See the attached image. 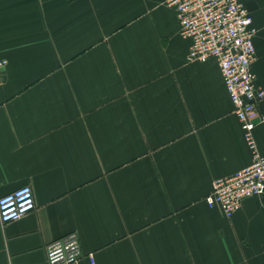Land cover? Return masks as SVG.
Wrapping results in <instances>:
<instances>
[{
  "label": "crops",
  "instance_id": "1",
  "mask_svg": "<svg viewBox=\"0 0 264 264\" xmlns=\"http://www.w3.org/2000/svg\"><path fill=\"white\" fill-rule=\"evenodd\" d=\"M245 5L264 89V0ZM189 47L166 0H0V196L36 201L0 219V264H47L70 231L79 264H264V195L229 218L205 201L252 153L217 60ZM254 135L264 156V120Z\"/></svg>",
  "mask_w": 264,
  "mask_h": 264
},
{
  "label": "built area",
  "instance_id": "2",
  "mask_svg": "<svg viewBox=\"0 0 264 264\" xmlns=\"http://www.w3.org/2000/svg\"><path fill=\"white\" fill-rule=\"evenodd\" d=\"M176 10L180 34L190 40L189 60L215 58L224 84L240 120L252 161L235 173L216 178L205 201L231 217L247 197L264 195V156L259 150L254 129L264 116L259 104L264 89L255 84L252 62L256 53L252 15L245 0H166ZM7 63L0 59V69ZM36 207L30 184L0 196L2 223L17 220ZM84 252L79 234L70 231L46 244L47 264H79ZM89 258L94 263L93 253Z\"/></svg>",
  "mask_w": 264,
  "mask_h": 264
}]
</instances>
